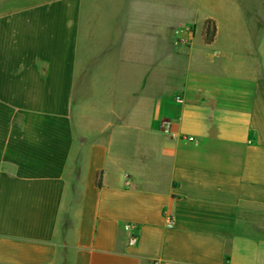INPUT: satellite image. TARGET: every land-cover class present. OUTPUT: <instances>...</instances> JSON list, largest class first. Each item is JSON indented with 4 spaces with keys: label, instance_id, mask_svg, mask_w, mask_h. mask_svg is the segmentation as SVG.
<instances>
[{
    "label": "crops",
    "instance_id": "1",
    "mask_svg": "<svg viewBox=\"0 0 264 264\" xmlns=\"http://www.w3.org/2000/svg\"><path fill=\"white\" fill-rule=\"evenodd\" d=\"M0 264H264V0H0Z\"/></svg>",
    "mask_w": 264,
    "mask_h": 264
},
{
    "label": "trees",
    "instance_id": "2",
    "mask_svg": "<svg viewBox=\"0 0 264 264\" xmlns=\"http://www.w3.org/2000/svg\"><path fill=\"white\" fill-rule=\"evenodd\" d=\"M215 34V27L211 25V23H206L205 27V42L207 44L211 43ZM98 187H101V180L98 178L97 181Z\"/></svg>",
    "mask_w": 264,
    "mask_h": 264
},
{
    "label": "built area",
    "instance_id": "3",
    "mask_svg": "<svg viewBox=\"0 0 264 264\" xmlns=\"http://www.w3.org/2000/svg\"><path fill=\"white\" fill-rule=\"evenodd\" d=\"M179 102H181L182 101V98L181 97H178V99H177ZM165 129H169V124H167V126H166V128ZM168 227L169 228H172L173 227V224L172 223H170L169 225H168ZM130 227H127V229H129ZM137 243V237H133L131 240H130V244L131 245H135Z\"/></svg>",
    "mask_w": 264,
    "mask_h": 264
}]
</instances>
